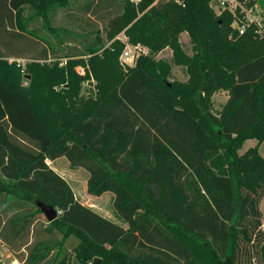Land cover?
<instances>
[{"label":"trees","instance_id":"trees-1","mask_svg":"<svg viewBox=\"0 0 264 264\" xmlns=\"http://www.w3.org/2000/svg\"><path fill=\"white\" fill-rule=\"evenodd\" d=\"M5 1L0 239L19 261L242 264L238 256L256 240L264 264V31L247 15L256 0L220 12L213 0H102L117 10L105 37L96 30L88 40L53 24L70 0ZM40 30L56 38V46L47 40L52 55L25 66L11 60L22 56L13 45ZM184 32L192 54L181 44ZM76 36L81 47L59 55ZM127 43L148 48L133 66L120 60ZM166 48L186 66L187 81L171 80L172 64L157 58ZM221 90L228 98L215 110ZM249 139L257 143L240 152ZM63 156L88 171L91 195L114 194L127 226L76 197L48 163ZM38 199L58 210L56 219H46Z\"/></svg>","mask_w":264,"mask_h":264},{"label":"rangeland","instance_id":"rangeland-1","mask_svg":"<svg viewBox=\"0 0 264 264\" xmlns=\"http://www.w3.org/2000/svg\"><path fill=\"white\" fill-rule=\"evenodd\" d=\"M255 6L250 8L249 12H247L248 18H257L264 23V0H256ZM238 4V0H213L212 5L220 12V10L225 6H230L233 10ZM117 7L115 5L112 6L111 9L105 8V4H103L102 0H70L69 4L64 8H57L53 24L59 26H66L68 28H73L76 33L80 36L88 39L95 38L96 30L102 34V37H105V22L107 17L111 15V13H115ZM8 5L6 4L5 0H0V22L3 26L7 28L10 27L9 18L10 15ZM40 25V20L35 19L33 20L32 26ZM93 30V31H92ZM6 36L11 39L13 37L10 34L6 33ZM119 36L123 37L124 33H121ZM79 36H76L73 39V42L65 43L62 49L58 50V54L62 55L71 49H68L67 46H80V39H77ZM55 44L56 38L54 36H50L47 30H40L35 32L33 35L28 34L27 37L23 38L19 42L17 41L15 45H13V51H17L22 56L20 57H12L11 60H16L22 66H25L26 63L30 60L31 57H34L38 54L48 53L49 56L52 55L51 46L48 44L47 40L49 39ZM46 41V42H45ZM106 43L108 42L105 40ZM13 43V42H11ZM181 44L184 50L192 54L193 52V44L190 40V36L187 32H184L181 35ZM61 48V47H60ZM172 49L166 48L162 52L157 55V58H162L167 60L172 64V76L171 80H178V81H187L188 80V72L187 68L184 65H176L173 63L172 57ZM56 57H51L50 60H54ZM95 81L92 80V84ZM89 93V91H86ZM227 94L224 90L216 92L213 97V106L215 110L221 108L222 104L224 103ZM257 143L256 139H250L244 143V146L241 148L240 152H244L250 146H254ZM260 153L264 156V141L261 143L259 147ZM56 163H51L52 166L57 168V172H59L62 176H64L69 184L72 186L73 191L76 197L85 205L91 207L93 210L97 211L98 213L102 214L103 216L112 219L118 220L119 223L124 224L121 220H119L114 212L113 208V197L110 192L105 193L101 196H93L88 192L87 182L89 178V173L86 169L82 167L73 168L70 166V163L66 161L65 157H62L61 160ZM59 165V166H58ZM260 209L262 211V221H263V228H264V196L260 201ZM125 226L127 224L125 223ZM258 242L254 240L253 242L245 245L244 253L238 256V259L242 262V264H263L260 260L259 254V245ZM0 249L3 251L5 247L0 244ZM5 252L4 255L5 256ZM2 256V258H3Z\"/></svg>","mask_w":264,"mask_h":264},{"label":"built area","instance_id":"built-area-1","mask_svg":"<svg viewBox=\"0 0 264 264\" xmlns=\"http://www.w3.org/2000/svg\"><path fill=\"white\" fill-rule=\"evenodd\" d=\"M250 10V9H249ZM249 10L247 12H249ZM250 21H254L256 22L259 27H260V32L264 31V23L262 21H260L257 18H248ZM247 27L246 24H243L240 27V32H244L245 28ZM123 40H127V36L124 34L123 37L118 36ZM148 52V48L143 46L140 43L137 44H132V43H127V45L125 46L121 56H120V60L122 62V64H124L125 66H133L137 60V58L142 55V54H146ZM81 73H84L85 70L82 68L80 69ZM2 255V251L0 250V256ZM14 264H22L20 261L18 260H14Z\"/></svg>","mask_w":264,"mask_h":264},{"label":"crops","instance_id":"crops-1","mask_svg":"<svg viewBox=\"0 0 264 264\" xmlns=\"http://www.w3.org/2000/svg\"><path fill=\"white\" fill-rule=\"evenodd\" d=\"M226 92V94H227V97H226V99H225V101L227 100V98H228V93H227V91H225ZM224 101V102H225ZM250 140V139H249ZM248 141V140H247ZM246 141V142H247ZM64 157V156H63ZM66 158V157H65ZM62 159V157H59V158H56V159H52V160H48V163L52 166V164L51 163H56V164H59L58 162H59V160H61ZM66 161H68L67 160V158H66ZM68 163H69V161H68ZM62 164V163H61ZM61 164H59V165H61ZM58 165V166H59ZM55 170H57V168L55 167V166H52ZM57 171H59V170H57ZM105 193H108V192H105ZM104 193V194H105ZM111 193V195H112V197H114V194L112 193V192H110ZM112 220V219H111ZM113 221H115V222H118L119 223V221L118 220H113ZM120 224H122V223H120ZM122 225H124L125 226V223L124 224H122ZM0 244L1 245H3L4 247H5V249L2 251L1 249V251H2V255L0 256V264H14V260H18L19 261V259L11 252V250L3 243V241L0 239ZM4 252L6 253L5 254V256H3L4 255ZM2 256H3V258H2Z\"/></svg>","mask_w":264,"mask_h":264},{"label":"water","instance_id":"water-1","mask_svg":"<svg viewBox=\"0 0 264 264\" xmlns=\"http://www.w3.org/2000/svg\"><path fill=\"white\" fill-rule=\"evenodd\" d=\"M36 204L38 205L40 210L43 212L47 220L52 221L57 218L59 212L53 205L47 204L40 199L36 201ZM99 262H100V259L97 258L94 264H98Z\"/></svg>","mask_w":264,"mask_h":264}]
</instances>
